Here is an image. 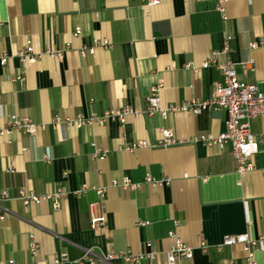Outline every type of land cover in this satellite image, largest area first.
I'll list each match as a JSON object with an SVG mask.
<instances>
[{
  "label": "crops",
  "instance_id": "1",
  "mask_svg": "<svg viewBox=\"0 0 264 264\" xmlns=\"http://www.w3.org/2000/svg\"><path fill=\"white\" fill-rule=\"evenodd\" d=\"M225 7L223 21L211 0H161L154 7L137 0H0V57L5 52L12 56L0 66V130L14 115L47 126L37 135L13 131L0 137V193L6 190L11 197L0 202L6 216L0 221V264H34L31 237L39 245V264L63 253L79 259L86 248L98 254H137L147 242L162 254L141 264H170L166 252L175 243L172 232L196 248L193 259L177 264H245L240 246L216 248L229 234L253 239L264 234V117L252 123L261 141L255 170L244 173L237 171L230 146L189 143L198 136L223 135L225 111L166 119L129 116L124 124L109 120L81 129L52 126L56 116L76 120L125 105L142 110L159 83L166 108L211 99L223 75L216 66L203 65L224 50L228 36L229 52L219 60L253 61L247 70L238 66L237 73L262 89L264 0H228ZM77 28L81 34L74 36ZM96 38L108 39L112 48L98 47L82 56V47L92 46ZM28 42L38 54L60 50L63 58L43 55L23 65L17 53ZM20 74L24 80L15 81ZM167 129L186 143L123 149L141 141L157 144ZM91 143L108 151V157L94 159ZM148 174L171 179V184L131 192L112 186L125 177L142 183ZM87 185L107 189V229L102 233L89 226L95 192L75 194ZM61 188L71 195L59 210L50 203L26 206L16 199L20 190L44 195ZM201 242L210 246L208 253L198 250ZM255 261L264 264V245Z\"/></svg>",
  "mask_w": 264,
  "mask_h": 264
},
{
  "label": "built area",
  "instance_id": "2",
  "mask_svg": "<svg viewBox=\"0 0 264 264\" xmlns=\"http://www.w3.org/2000/svg\"><path fill=\"white\" fill-rule=\"evenodd\" d=\"M148 7L158 6L161 0H137ZM216 2L217 11L222 16L223 21L227 20L226 3L228 0H211ZM81 29L75 30L74 36H79ZM230 37H227L224 50L221 52H215L211 61L205 63L203 67H208L209 64L216 66L223 75L222 82L218 83L215 88V95L211 99L200 100L194 99L185 104L175 106L170 105L167 108L163 105L160 91L163 88V84L159 83L153 86L150 90L149 96L146 98V107L142 110H137L129 106H124L119 109H112L105 111L102 115L92 114L89 117L79 116L76 120H70L62 116H56L52 121L54 128L64 126L75 125L81 129L85 126L92 125L94 123H105L109 120L119 121L121 124L126 122L127 117L132 116L139 117H153L161 116L166 119L171 114L178 113H191L199 115L204 111H225L227 114L226 130L218 137L212 135H203L193 138L189 143L197 144L202 143L209 147H218L224 149L227 146L231 147L232 155L237 164V171L244 173L255 170L253 165V158L258 154L260 140L255 136L252 129V123L257 118L264 117V81L263 88L260 89L257 85L247 83L241 80L237 73V67L240 66L244 70H247L253 65V61L236 64L230 59L225 58L223 61L219 60V57L226 56L229 52L228 41ZM112 43L106 38H96L93 45L90 47L84 46L80 50L82 56L87 54H94L96 48L101 47L104 49H111ZM252 48H257L256 44L251 45ZM43 55L62 59L63 52L60 50H46L43 54L35 52L31 42L19 50L17 57L21 60L23 65L36 63ZM11 55L7 52L0 57V66H6L11 59ZM24 76L20 74L15 78V81H23ZM7 127L0 130V137L10 134L13 131H18L27 135H37L46 130V124H38L33 122L29 118H22L18 115L12 116L8 119ZM163 139L157 144H151L148 142H138L123 148L127 152H134L141 148H168L181 143L175 139L174 134L170 130H163ZM94 149L92 157L94 159H105L108 157L109 152L99 150L96 144L91 143ZM12 171V170H10ZM264 172V170H262ZM171 179H155L151 174H148L142 183H136L130 178L125 177L122 180H115L112 182V186L120 189L124 192L137 191L144 185L152 187H164L171 184ZM87 190H92L97 195V200L90 203V228L94 232L102 233L107 229V218L104 212V203L107 193V189L101 187H88L83 186L76 195L85 193ZM70 192L65 189H58L55 192L47 193L44 195H36L32 192L20 190L17 200L21 201L24 205L31 204L40 205L43 203H50L54 210H59L62 206V202L66 199ZM11 199L8 191H2L0 193V202H6ZM6 219L5 214L0 213V221ZM141 225H148L147 222L141 223ZM171 237L175 238L174 245L166 252L168 262L170 264H177L184 260H191L194 257L196 248L183 242L177 238L176 234L172 232ZM264 245V234L258 239L251 238L248 234L240 235H226L224 236L221 244L217 246V251L220 252L224 247L240 246L245 254V264H258L256 260V251L260 246ZM202 253H208L210 246L205 242H201L198 247ZM39 245L31 237L30 242V254L34 261V264H39L37 259L39 255ZM162 252L152 242L144 244V250L140 253H133L130 250L122 252H107L98 254L95 248H86L83 250L82 256L79 259L71 260L67 253L59 254L49 264H96L101 261L105 264H115V262H125L128 264H141L144 261L156 260ZM4 264H19L16 260H9Z\"/></svg>",
  "mask_w": 264,
  "mask_h": 264
}]
</instances>
